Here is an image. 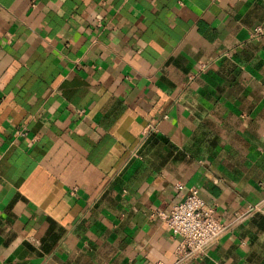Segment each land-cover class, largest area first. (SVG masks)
I'll list each match as a JSON object with an SVG mask.
<instances>
[{
    "label": "crops",
    "instance_id": "0c3cea01",
    "mask_svg": "<svg viewBox=\"0 0 264 264\" xmlns=\"http://www.w3.org/2000/svg\"><path fill=\"white\" fill-rule=\"evenodd\" d=\"M190 188L264 264V0H0V264H176Z\"/></svg>",
    "mask_w": 264,
    "mask_h": 264
},
{
    "label": "built area",
    "instance_id": "2783aa9c",
    "mask_svg": "<svg viewBox=\"0 0 264 264\" xmlns=\"http://www.w3.org/2000/svg\"><path fill=\"white\" fill-rule=\"evenodd\" d=\"M177 188L182 190L183 186L178 185ZM255 212L264 215V205L250 207L245 216ZM160 217L173 236L180 238L176 264L205 257L208 248L217 243L230 226L215 217L214 209L206 204L196 188H190L172 211Z\"/></svg>",
    "mask_w": 264,
    "mask_h": 264
}]
</instances>
